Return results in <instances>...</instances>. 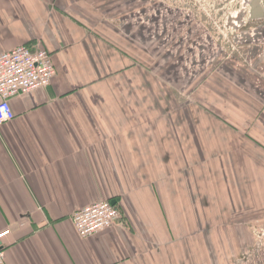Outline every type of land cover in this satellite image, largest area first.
I'll return each mask as SVG.
<instances>
[{
  "label": "crops",
  "instance_id": "obj_1",
  "mask_svg": "<svg viewBox=\"0 0 264 264\" xmlns=\"http://www.w3.org/2000/svg\"><path fill=\"white\" fill-rule=\"evenodd\" d=\"M178 23L164 40L158 0H0V53L42 46L57 70L0 126L5 264H232L262 234L264 46L180 86ZM101 200L120 223L80 236Z\"/></svg>",
  "mask_w": 264,
  "mask_h": 264
},
{
  "label": "rangeland",
  "instance_id": "obj_2",
  "mask_svg": "<svg viewBox=\"0 0 264 264\" xmlns=\"http://www.w3.org/2000/svg\"><path fill=\"white\" fill-rule=\"evenodd\" d=\"M249 1L158 0V26L164 23V40L171 37L167 31L171 33L174 18L179 21L178 45L162 52L166 74L178 75L180 86H184L188 79L201 82L203 72L208 73L210 66L216 63L225 59H248L257 53V49L264 46V31L255 33L251 29L257 26L264 29V16L253 19ZM259 5L264 12V0H260ZM161 15L166 16L165 22L160 20ZM142 21L150 19L142 17ZM170 65L178 67V71ZM179 103L182 105L185 101ZM258 235L259 238L236 247L238 252L233 255L232 264H264V230Z\"/></svg>",
  "mask_w": 264,
  "mask_h": 264
},
{
  "label": "built area",
  "instance_id": "obj_3",
  "mask_svg": "<svg viewBox=\"0 0 264 264\" xmlns=\"http://www.w3.org/2000/svg\"><path fill=\"white\" fill-rule=\"evenodd\" d=\"M53 55L42 46L19 45L0 53V126L12 120L15 112L12 98L26 95L39 87H46L56 75ZM123 213L111 200H101L75 211L72 222L82 237L100 233L118 223ZM10 230L0 233V240ZM6 253L0 246V264H5Z\"/></svg>",
  "mask_w": 264,
  "mask_h": 264
},
{
  "label": "flooded vegetation",
  "instance_id": "obj_4",
  "mask_svg": "<svg viewBox=\"0 0 264 264\" xmlns=\"http://www.w3.org/2000/svg\"><path fill=\"white\" fill-rule=\"evenodd\" d=\"M249 2H250V5H251V10H250L251 17L253 19H256V18L258 19L259 17L263 18L264 12H261V7L259 5L260 4V0H250ZM258 11H260V13ZM251 30H253L255 33H257V31H261V32L264 31L263 28H258V26L253 28V29H251ZM244 33H247V30H244ZM254 42H256V41H254ZM254 44L256 46L260 45V44H257V43H254Z\"/></svg>",
  "mask_w": 264,
  "mask_h": 264
},
{
  "label": "water",
  "instance_id": "obj_5",
  "mask_svg": "<svg viewBox=\"0 0 264 264\" xmlns=\"http://www.w3.org/2000/svg\"><path fill=\"white\" fill-rule=\"evenodd\" d=\"M258 12L260 13V11H258ZM112 203H113V204H116V201L113 200ZM1 244H2V241L0 240V246H2Z\"/></svg>",
  "mask_w": 264,
  "mask_h": 264
},
{
  "label": "trees",
  "instance_id": "obj_6",
  "mask_svg": "<svg viewBox=\"0 0 264 264\" xmlns=\"http://www.w3.org/2000/svg\"><path fill=\"white\" fill-rule=\"evenodd\" d=\"M122 211V210H121Z\"/></svg>",
  "mask_w": 264,
  "mask_h": 264
}]
</instances>
